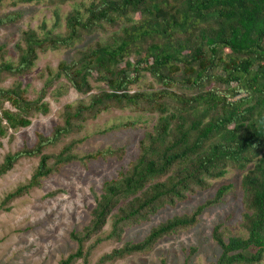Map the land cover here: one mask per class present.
<instances>
[{
  "label": "trees",
  "instance_id": "obj_1",
  "mask_svg": "<svg viewBox=\"0 0 264 264\" xmlns=\"http://www.w3.org/2000/svg\"><path fill=\"white\" fill-rule=\"evenodd\" d=\"M40 2L53 7L56 25L59 6L72 3L64 16V30L56 31V25L48 28L45 21L22 30L15 43V60L7 58L9 50L0 44V84L30 73L42 53L74 51L70 59L59 60L55 69L46 67L47 77L33 99L19 80L0 86V139H11L14 132L29 126L34 114H47L49 92L58 98L70 87L89 95L87 100L65 103L59 122L49 133L36 132L32 145L0 156V176L20 159L37 158L30 177L3 195L0 211L10 210L14 200L40 188L44 179L67 164L86 167L97 159H120L123 146L81 155L75 149L86 138L81 133L88 121L113 108H131L155 113V121L144 129L137 154L126 168L103 182L88 222L69 233L75 248L58 264H112L148 253L161 239L194 227L204 210L220 203L232 185L220 184L190 212L175 214L152 226L142 239L126 240L90 261L99 244L122 241L126 228L208 189L229 168L243 172L239 233L216 224L211 237L220 254L206 264H261L264 0H0V11L4 3ZM20 15L19 11L1 12L0 27L15 23ZM96 34L105 36L85 44L87 37ZM146 74L158 88L133 89ZM93 82L105 87L91 92ZM141 126L129 120L100 132ZM60 142L56 150L47 151ZM59 192L51 190L45 196ZM183 264H189L187 257Z\"/></svg>",
  "mask_w": 264,
  "mask_h": 264
},
{
  "label": "rangeland",
  "instance_id": "obj_2",
  "mask_svg": "<svg viewBox=\"0 0 264 264\" xmlns=\"http://www.w3.org/2000/svg\"><path fill=\"white\" fill-rule=\"evenodd\" d=\"M72 6V3L59 6L60 20L56 25L52 14L53 7L46 2L16 5L4 3L0 13L19 11L21 14L15 23L0 27V44H5L9 50L7 58L15 60L17 55L15 43L19 41L21 31L26 28L37 27L45 21L48 28L56 25V31L63 32L64 16ZM104 36L105 34L89 36L85 44ZM73 51L49 50L42 53L30 73L18 78L9 77L0 86L7 87L14 80H19L27 89V96L33 99L47 77L46 67L55 69L58 61L70 59ZM139 83L133 89L158 88L149 74H146ZM92 85L94 89L91 92L97 91V86L105 87L101 82H93ZM88 95L89 93L83 94L70 87L58 98L49 92L45 97L49 102V112L34 114L29 126L14 132L11 139L9 137L0 139V156L7 151H15L24 144L32 145L36 132L49 133L52 126L59 122V114L65 103L87 100ZM155 117V113L131 108H113L88 121L81 133L86 138L75 149L77 154L121 146L125 148V153L120 159L90 161L86 167L78 162L67 164L57 173L44 179L40 188H34L28 194L14 200L10 204V210L0 211V264H58L61 258L72 251L75 243L70 239L69 233L72 230H79L88 222L91 209L95 205V196L100 194L103 182L116 177L118 172L125 169L128 162L136 156L138 141L144 129L150 128L154 123ZM129 120H137L143 126L100 132L113 124ZM62 142L47 151L56 150ZM36 164L37 158L20 159L11 170L0 176V201L7 191L30 177ZM242 174V171L229 168L223 177L212 180L208 189L197 192L190 199L179 202L174 207H165L147 222L126 228L122 241H105L99 244L93 251L90 261L94 262L102 253L120 246L126 240L142 239L152 226L175 214L190 212L196 205L211 197L220 184L230 183L232 187L224 195L223 200L206 208L194 227L161 239L146 254L131 255L112 264H162V261L164 264H183L186 257L189 264H206L215 260L220 254V248L211 237L213 227L221 223L230 226L233 233H239L237 223L242 211L240 187ZM55 189H59L60 192L52 197L45 196L47 192ZM108 227V224L105 225L104 231H107ZM192 247L195 248L194 252L190 250ZM261 264H264V260Z\"/></svg>",
  "mask_w": 264,
  "mask_h": 264
}]
</instances>
